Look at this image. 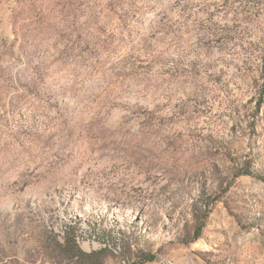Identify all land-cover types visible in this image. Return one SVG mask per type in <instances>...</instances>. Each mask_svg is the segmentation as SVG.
Listing matches in <instances>:
<instances>
[{
    "label": "rangeland",
    "instance_id": "obj_1",
    "mask_svg": "<svg viewBox=\"0 0 264 264\" xmlns=\"http://www.w3.org/2000/svg\"><path fill=\"white\" fill-rule=\"evenodd\" d=\"M244 1L0 0V264H264Z\"/></svg>",
    "mask_w": 264,
    "mask_h": 264
},
{
    "label": "trees",
    "instance_id": "obj_2",
    "mask_svg": "<svg viewBox=\"0 0 264 264\" xmlns=\"http://www.w3.org/2000/svg\"><path fill=\"white\" fill-rule=\"evenodd\" d=\"M242 7L248 12L250 13L251 15L257 17L256 20H260V18L262 17L263 14L262 11L263 8H264V3H263V0H246L244 2H242ZM233 30L232 29H229L228 27H224L222 29H217L215 27H213V29H211V35L212 36H219V37H223L224 38V44L228 43V42H232L235 40V38H232L231 35H233ZM234 33H237V31H235ZM264 59V57H263ZM261 69H262V75H264V60L261 64ZM260 97H263L262 95H260ZM261 107V102H257V108H256V113L259 112V109ZM250 173L246 174V175H249ZM243 175V174H242ZM198 231H201V228L198 229ZM72 234H70V232H65L64 234V241H63V244L65 246V244H68L70 246L73 247V250L77 253L76 257L77 259L79 260H82V259H92L93 258V255L91 254H86L84 252H82L76 242H75V238L74 236H71ZM154 258L150 257L149 259H145L143 260L142 263H139V264H144V263H147V262H151L153 261Z\"/></svg>",
    "mask_w": 264,
    "mask_h": 264
}]
</instances>
